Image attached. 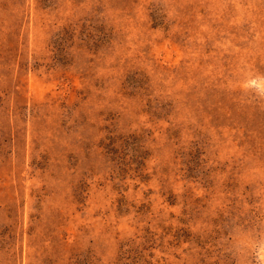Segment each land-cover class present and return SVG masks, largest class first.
I'll return each mask as SVG.
<instances>
[{"label":"rangeland","instance_id":"374dc122","mask_svg":"<svg viewBox=\"0 0 264 264\" xmlns=\"http://www.w3.org/2000/svg\"><path fill=\"white\" fill-rule=\"evenodd\" d=\"M0 264H264V0H0Z\"/></svg>","mask_w":264,"mask_h":264}]
</instances>
